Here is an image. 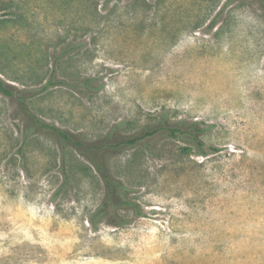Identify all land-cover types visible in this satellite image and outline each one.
<instances>
[{
	"label": "rangeland",
	"instance_id": "374dc122",
	"mask_svg": "<svg viewBox=\"0 0 264 264\" xmlns=\"http://www.w3.org/2000/svg\"><path fill=\"white\" fill-rule=\"evenodd\" d=\"M0 76L86 143L165 116L219 148L163 130L118 148L108 165L144 214L107 206L94 228L102 176L72 144L26 138L0 92V264H264L263 0H0Z\"/></svg>",
	"mask_w": 264,
	"mask_h": 264
},
{
	"label": "trees",
	"instance_id": "16d2710c",
	"mask_svg": "<svg viewBox=\"0 0 264 264\" xmlns=\"http://www.w3.org/2000/svg\"><path fill=\"white\" fill-rule=\"evenodd\" d=\"M232 0H228V3ZM264 1V0H263ZM94 78L88 77L83 80L84 86L91 90L94 88L93 85ZM51 84H64L62 81H54L51 80ZM104 84L98 85L97 89L103 88ZM0 92L13 97L16 99L17 103L20 105V110L25 115L26 124H25V137H30L31 135L37 132H45L55 136L57 139L61 141H65L68 144H72L75 148L85 156L91 164L95 167L98 173L102 176L105 181L107 192L106 198L103 206L95 212L91 221L94 225V228L99 220V218L104 217L106 215L107 206L113 209H133L137 216H142L143 210L140 204L133 201L128 197L129 190L123 184V182L117 179L109 165H108V157L109 155L117 150L120 147L128 148L135 147L138 144L143 142V139L146 137H151L156 132L160 130L166 131V133L172 137L180 138L188 143L193 144L196 147V153L201 156H207L210 153L219 151L218 147L213 145H208L203 139L202 135L207 131V127H203L198 121H184L180 120L175 124L166 123L164 116V120L161 122V125L157 129L150 130L146 127L142 133L138 136H129L124 137L119 140L117 143L112 144L109 143L108 140H99L94 143H86L83 140L79 139V137L71 135L69 132L62 130L55 124L48 123L38 117L29 107L27 100L22 91L18 90L15 86L8 83L5 79L0 76ZM117 128L115 127L112 131L115 132ZM112 224L115 226H124L130 223V220L122 219L120 217L114 216L112 219Z\"/></svg>",
	"mask_w": 264,
	"mask_h": 264
}]
</instances>
